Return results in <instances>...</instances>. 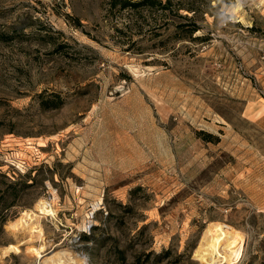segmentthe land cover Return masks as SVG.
<instances>
[{
    "label": "rangeland",
    "instance_id": "obj_1",
    "mask_svg": "<svg viewBox=\"0 0 264 264\" xmlns=\"http://www.w3.org/2000/svg\"><path fill=\"white\" fill-rule=\"evenodd\" d=\"M158 1L0 0V264H264V0Z\"/></svg>",
    "mask_w": 264,
    "mask_h": 264
},
{
    "label": "bare ground",
    "instance_id": "obj_2",
    "mask_svg": "<svg viewBox=\"0 0 264 264\" xmlns=\"http://www.w3.org/2000/svg\"><path fill=\"white\" fill-rule=\"evenodd\" d=\"M41 216L55 217V211L51 205L43 200L37 202L35 212H23L20 218L11 223L10 228L23 230L27 233L30 241L32 237L39 239L41 238ZM241 242L242 236L240 233L237 231L226 232L222 225L215 224L205 230L197 252L202 255V259L206 264H215L216 260H218L216 257H220V254H223V259L229 262L233 255L237 253ZM9 250L10 248L6 249L4 254ZM29 251L37 256L41 254L39 249L29 248ZM74 258L67 250H59L54 252L49 258H45L43 264H63L65 260L73 261Z\"/></svg>",
    "mask_w": 264,
    "mask_h": 264
},
{
    "label": "trees",
    "instance_id": "obj_3",
    "mask_svg": "<svg viewBox=\"0 0 264 264\" xmlns=\"http://www.w3.org/2000/svg\"><path fill=\"white\" fill-rule=\"evenodd\" d=\"M149 3L151 5H156L158 6L160 9L165 10L168 8V5H162L160 1L158 0H138L137 2L134 1H129V0H120V7L121 8H137L138 6L141 5V3ZM112 6H115V0H112Z\"/></svg>",
    "mask_w": 264,
    "mask_h": 264
}]
</instances>
